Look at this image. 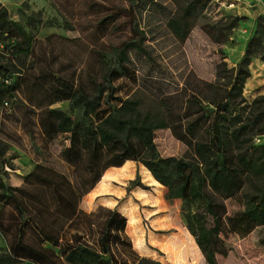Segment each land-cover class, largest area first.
Listing matches in <instances>:
<instances>
[{"label": "rangeland", "instance_id": "rangeland-1", "mask_svg": "<svg viewBox=\"0 0 264 264\" xmlns=\"http://www.w3.org/2000/svg\"><path fill=\"white\" fill-rule=\"evenodd\" d=\"M186 1L148 0L140 9L139 22L148 53L131 51L127 73L114 81L116 101L138 95L145 107L164 108L170 121L180 117L186 121L189 117L185 115L190 112V117H205V107L224 97L233 68L244 54L249 37L257 32L263 45L250 63L251 75L238 97L237 110L245 120L264 110V0H206L188 37L182 40L168 20ZM0 2L8 8L10 17L33 35L25 66L0 47V68H7L6 73L13 77L20 76L16 96L0 100V138L7 145V161L0 163L2 194L7 184H22L38 161L71 173L70 164L61 156L62 148L69 144L68 135L45 136L40 110L51 99L55 75L92 90L107 67L106 52L131 34V22L126 11L129 0ZM51 105L68 108L66 100ZM71 112L75 115L76 109ZM249 135L252 142L264 141V114ZM154 140L163 155L190 156L193 152L191 143L179 138L172 126L157 128ZM138 171L148 187L129 188ZM101 180L98 195H85L81 207L90 211L118 200V206L128 215L127 230L140 255L165 264H209L186 226L181 199L167 200V188L143 163L133 160L132 166L128 160L107 169ZM247 192L255 193L249 183L225 198L227 211L217 243L219 264H264V223L258 224L248 215ZM2 204L0 201V207ZM156 205L165 207L161 209L163 214L157 213ZM6 208L7 215L10 206ZM7 246L0 230V252ZM18 264L37 263L25 259Z\"/></svg>", "mask_w": 264, "mask_h": 264}, {"label": "trees", "instance_id": "trees-1", "mask_svg": "<svg viewBox=\"0 0 264 264\" xmlns=\"http://www.w3.org/2000/svg\"><path fill=\"white\" fill-rule=\"evenodd\" d=\"M147 2L129 0L126 11L131 34L106 52L107 67L92 90L55 75L51 99L40 110L39 119L48 138L67 133L69 144L62 148L61 156L72 171L38 161L22 184L5 186L0 194V230L8 246L0 252V264H18L25 259L37 264H165L135 250L126 231L128 217L118 205L101 204L90 211L81 207L83 197L106 169L123 165L128 159L151 170L166 186L167 199H181L186 226L209 264H219L217 243L227 211L226 197L249 183L255 193H246L247 213L256 223H264V141L252 142L249 135L264 110L246 120L237 110L238 97L251 75L250 63L263 45L261 34L255 32L249 37L244 54L233 68L230 87L223 98L205 107V117H190V112L186 121L182 117L170 121L164 108L145 107L138 95L116 101L114 81L127 73L131 51L148 53L139 22V11ZM205 2L187 0L170 16L168 24L180 39L188 37ZM32 44L33 35L11 18L0 2V47L25 66ZM6 72L7 68H0V100L15 97L20 84L19 75ZM58 100H66L68 108L51 105ZM72 109H76L75 115ZM166 126H172L179 138L191 143L190 156L158 151L155 130ZM6 152L7 145L0 138V163L7 161ZM140 177L138 171L129 188L148 187Z\"/></svg>", "mask_w": 264, "mask_h": 264}, {"label": "crops", "instance_id": "crops-1", "mask_svg": "<svg viewBox=\"0 0 264 264\" xmlns=\"http://www.w3.org/2000/svg\"><path fill=\"white\" fill-rule=\"evenodd\" d=\"M128 160H131L132 161V166H133V160L132 159H128ZM135 161V160H134ZM137 162V161H136ZM138 163V162H137ZM121 166V165H120ZM146 166V165H145ZM114 167H118V166H110V167H108L107 169H113ZM147 167V166H146ZM148 168V167H147ZM106 169V170H107ZM149 169V168H148ZM132 167H131V173H130V177H133V172H132ZM150 170V169H149ZM151 171V170H150ZM134 173H135V171H134ZM154 176V175H153ZM102 179V178H101ZM99 180V182L87 193L88 195L90 194H94V195H98V193H99V188L101 187V181L102 180ZM162 186L163 187H166V186H164L163 184H162ZM167 191V190H166ZM166 191H165V197H166ZM86 194V195H87ZM176 199H178V200H180V198H176ZM167 200H169V199H167ZM118 201V200H117ZM117 201H116V199H115V201L112 203V204H110L109 206L110 207H114V206H116V205H118L117 204ZM119 207V206H118ZM163 208H165L163 205H156V207L154 208V209H157L158 210V212L157 213H159V214H163V210H161V209H163ZM119 209L123 212V213H125L120 207H119ZM126 214V213H125ZM127 215V214H126ZM127 217H128V215H127ZM129 224V223H128ZM128 224H127V227H126V231L128 232V230H127V228H128Z\"/></svg>", "mask_w": 264, "mask_h": 264}]
</instances>
